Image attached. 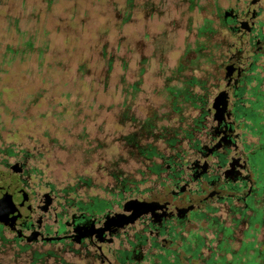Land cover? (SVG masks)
<instances>
[{
	"label": "rangeland",
	"instance_id": "1",
	"mask_svg": "<svg viewBox=\"0 0 264 264\" xmlns=\"http://www.w3.org/2000/svg\"><path fill=\"white\" fill-rule=\"evenodd\" d=\"M216 8L240 13L254 8L250 35L264 20L262 0L254 4L249 0H0V164L27 154L34 179L48 183L71 202L91 203L96 197L101 209H115L117 203L134 197L112 194L108 175L112 165L143 180L138 187L146 190L139 197L153 196L155 186L144 180L150 175L130 173L138 165L125 152L124 135L148 112L161 118L170 111L169 122L176 124L166 87L178 92L182 86L199 90L193 82L183 81L200 75L193 70L199 53L194 50L200 39L197 27L205 16L213 17ZM248 40L247 35L240 37L242 50L236 53L248 57L244 62L256 48L248 46ZM108 58H112L109 70ZM224 69L225 65L215 87L208 86L209 105L223 89ZM208 73H213L210 65L203 75ZM260 75L264 79V73ZM210 81L208 76L206 84ZM259 89L264 91V83ZM178 97V115L190 120L196 111ZM253 227V231L258 227L254 238L258 242L264 224ZM246 229L242 224L234 227L230 245L239 247ZM200 234L206 243L212 237L203 230ZM60 247L54 251H61ZM201 249L205 256L207 249ZM183 254L179 251L178 264H186ZM60 255L63 259L53 264L74 260L65 251ZM4 259L0 255V264H16ZM190 262L203 263L202 259ZM43 264H49L47 257Z\"/></svg>",
	"mask_w": 264,
	"mask_h": 264
},
{
	"label": "flooded vegetation",
	"instance_id": "2",
	"mask_svg": "<svg viewBox=\"0 0 264 264\" xmlns=\"http://www.w3.org/2000/svg\"><path fill=\"white\" fill-rule=\"evenodd\" d=\"M231 9L235 15L227 17L225 22L230 32L239 39L247 35L257 44L259 40L255 33L250 35L254 29L256 11L251 16L252 8L241 13ZM243 21L252 23L250 31L243 30ZM255 47V51L260 50L258 45ZM247 58L232 54L228 63H225L240 66L238 71L233 69L231 73L223 75L222 88L228 91L229 106L216 118L213 117L211 104L207 106L204 125L191 132L192 136L186 139L184 150L178 149V155L173 158L178 166L175 169L178 172L174 177L176 182L167 189L158 190L161 182L173 180L167 174L169 165L165 164V170L161 171L163 178L156 179L157 188L152 187L155 194L144 198L164 205L170 204L172 207L168 211L163 212L159 208L148 211L132 223L121 224L109 233L108 239H105L107 230L100 234L93 231L87 235L91 229L104 225L108 217L106 213L123 212V201L117 203L115 209H101L100 200L93 197V202L78 208L75 201L61 196L48 183L34 179L35 170L28 163L30 157L25 154L0 164V169L10 171L19 185L31 193L30 219L17 226L20 234L2 226L1 230L10 233L12 238H17L22 244H34L40 251H54L55 246L63 245L64 251L74 258L67 264H166V259L168 262L175 257L178 259L179 251L184 253L186 263L193 259L192 253L198 254L194 248L199 247L202 254L201 248L205 247L208 251L214 244L211 242L214 235L222 234L223 229L230 227L237 219L245 228H254V224L263 225L264 98L237 94L240 81L246 74L245 64L249 60H244ZM178 100L189 104L197 113L192 97H178ZM113 195L117 196L115 192ZM74 227L79 234H85L78 242L74 241ZM33 230L43 236L59 238L33 241L28 237ZM200 230L212 233L208 243L204 241ZM98 236L103 239L100 241ZM164 250H169L167 258L158 256L159 253L165 256L167 253ZM171 251H175L176 256ZM208 256L209 253L202 261L206 262ZM47 259L49 264H53L54 258Z\"/></svg>",
	"mask_w": 264,
	"mask_h": 264
},
{
	"label": "trees",
	"instance_id": "3",
	"mask_svg": "<svg viewBox=\"0 0 264 264\" xmlns=\"http://www.w3.org/2000/svg\"><path fill=\"white\" fill-rule=\"evenodd\" d=\"M262 1L264 2V0ZM216 10L213 17L205 16L202 23L197 27L200 39L196 42L194 50L199 53H197L196 58L198 60L193 70H197L200 75H192L189 81H183V83L187 82L188 84L193 82V84L198 86L199 90L192 92L191 88L182 86L181 91L178 92V89L174 91L173 86L166 87L168 95L171 96L172 99L170 104L171 110L174 112L172 120L176 124H170L169 122L170 111L161 118L157 117L154 112H148L142 120L137 121V124L133 126L130 132L124 135L125 152L132 155L138 165L134 170L130 171V173L134 172L135 175L141 176L150 175L149 177L151 178L144 177V180H148V182L151 181V184L157 188L155 183L156 179L163 178L161 171L165 170V164L169 165L167 174L173 177V180L161 182L158 185V190L167 189L176 182L174 177L178 174L175 170L178 166L173 158L178 155L179 151L184 150L185 147H182L183 143H186V139L192 136L191 132L197 128L200 129L205 123L204 116L207 106L209 105L207 103V96L210 94L208 86L215 87L216 82L219 80V72L223 65L228 63V58L231 57L232 54L236 55L237 52L242 50L241 47H238L239 38L235 37L234 33L230 32L229 27L225 23L226 20L222 18V11L219 8H216ZM255 35L259 40L257 44H255V40L251 38L247 41V45L251 48L258 45L260 50L252 51L249 55V61L245 65L246 74L240 81L237 94L241 93L254 98H264V91L259 89L260 83H264V79L260 75V73H264V54L262 53V49H264V20L258 22ZM259 56L262 57L261 61L258 60ZM106 65L109 70L112 65V58L107 59ZM209 65L213 68V73H208L211 81L209 85H207L208 76H204L203 74L206 72ZM122 66H125L124 61ZM131 87L135 88L134 82L131 83ZM180 93H183L185 96L191 94V97L194 99L193 106L198 109L197 114L187 121H184V117L178 115L180 106L175 103V98H177ZM121 115L123 118H126L127 110L123 109ZM160 119H167L168 121L165 124L158 123ZM130 120L131 119L128 121ZM178 122H182V125L177 124ZM178 149L180 150L178 151ZM110 169L108 175L112 179V194H114L115 191L118 198H123L125 196L139 197L145 192L146 189H140L138 187L143 181L141 178L136 179L132 175L129 176V171L127 172L124 168L117 169L112 165ZM76 206L81 208L83 204L80 200H77ZM238 225L239 219L232 223L230 227L224 228L222 234L218 235L216 233L214 238H211L212 240L215 239L214 245L210 246L208 249L207 254L209 253V256L205 258L206 262L202 264H264V230L262 231V238L257 242L254 238L258 227L253 231V228L248 226L247 229L242 232L243 237L241 238L239 247L235 248L230 245L227 238L229 237L230 242L234 240V227ZM4 249L7 254L4 253ZM59 249H61L59 252L47 249L40 251L34 244H22L15 237L5 236L0 226V255L5 258L3 260L4 262L11 260L12 263L16 264H40L41 260H45L46 257H52L54 260H57V258L63 259L60 252L64 251V246L62 245ZM199 250V247L194 248V251L198 252V254L192 253L191 255L193 256L191 257H193V259H203L202 257H205ZM165 251L166 250H164V252ZM168 251L169 250L165 252L167 253L165 256L160 253L158 256L167 258ZM171 253L176 256L175 251H171ZM166 262V264L179 263L177 257L169 262L166 259ZM186 264L193 263L190 262L189 259Z\"/></svg>",
	"mask_w": 264,
	"mask_h": 264
},
{
	"label": "water",
	"instance_id": "4",
	"mask_svg": "<svg viewBox=\"0 0 264 264\" xmlns=\"http://www.w3.org/2000/svg\"><path fill=\"white\" fill-rule=\"evenodd\" d=\"M257 0H250V3H255ZM254 8H252L251 16H253ZM235 13L231 8L224 9L221 16L224 20L227 17L234 16ZM241 27L244 31H250L252 23L243 21ZM232 29V26H230ZM240 66L236 63H229L225 65L224 75H227L233 71V69L239 70ZM227 83V82H226ZM228 91L226 88L218 91L211 100V106L213 108V117L222 115L223 111L229 106ZM205 155V154H203ZM204 165V164H203ZM13 167V166H11ZM31 193L27 192L26 189L19 185L15 177L10 171H4L0 169V226L6 228L8 231H14L20 234V230L17 226L24 223L25 220L30 219V212L32 207L30 206ZM42 201V200H41ZM49 202V200H47ZM172 206L170 204H160L155 201H149L141 197H129L123 201V212H113L111 215L106 213L107 219L104 220L102 227L91 229L87 235H90L93 231L100 234L104 230H107L105 239H108L110 232H114L117 227L124 223H132L140 215L153 211L157 208L162 209L163 212L168 211ZM75 224V223H74ZM78 227V226H76ZM74 235V241H80L81 237L85 234H79L78 230ZM30 240H43L50 241L59 236L47 235L43 236L38 231H31L28 235ZM100 241L103 239L98 236Z\"/></svg>",
	"mask_w": 264,
	"mask_h": 264
}]
</instances>
